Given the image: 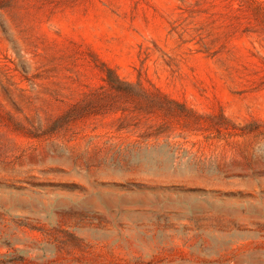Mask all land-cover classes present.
Here are the masks:
<instances>
[{
    "label": "rangeland",
    "instance_id": "374dc122",
    "mask_svg": "<svg viewBox=\"0 0 264 264\" xmlns=\"http://www.w3.org/2000/svg\"><path fill=\"white\" fill-rule=\"evenodd\" d=\"M245 1L0 0V264H264V13ZM102 64L195 115L114 99L54 124L112 94Z\"/></svg>",
    "mask_w": 264,
    "mask_h": 264
},
{
    "label": "trees",
    "instance_id": "16d2710c",
    "mask_svg": "<svg viewBox=\"0 0 264 264\" xmlns=\"http://www.w3.org/2000/svg\"><path fill=\"white\" fill-rule=\"evenodd\" d=\"M253 4H257V8L264 13L263 3L256 2L251 0ZM244 4H250L248 1L242 0ZM264 34V31H263ZM103 71L105 73V83L107 84L109 91L112 94H99L93 93L86 97V99L69 110L65 115L58 118L57 122L59 123H69L76 121L78 119H83L90 115H106L115 110V103L112 102L114 99H125L130 100L131 102L136 99H142L149 105V108L160 107L162 109L166 108L167 114L171 113L174 108L185 111L188 114L195 115L192 110H189L185 107L184 104H181L175 100L169 99L166 95H163L160 91L154 90L149 91L144 89L140 83H130L125 82L119 78L116 72L102 64ZM223 119H225L223 117Z\"/></svg>",
    "mask_w": 264,
    "mask_h": 264
}]
</instances>
